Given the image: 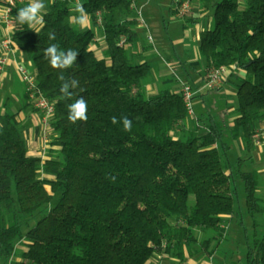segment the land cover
<instances>
[{"label": "trees", "instance_id": "1", "mask_svg": "<svg viewBox=\"0 0 264 264\" xmlns=\"http://www.w3.org/2000/svg\"><path fill=\"white\" fill-rule=\"evenodd\" d=\"M134 1L80 2L103 34V56L92 48L94 28L70 23L72 0H46L43 28L16 23L29 0L12 5L13 44L31 62L54 110L39 155L28 153L18 117L31 107L27 93L19 111L0 112V264L12 258L19 264H146L154 254L179 262L209 258L230 219L243 227L244 264H264V198L258 196L264 177L258 168L243 169L253 165L257 124L264 120V0H203L214 18L212 28L199 32L204 77L229 68L224 81L235 87L237 105L222 120L201 113L197 126L175 72L159 76L169 86L148 94L157 66L143 54L150 46L133 48L139 40L136 18L129 17ZM51 44L78 51L74 64L51 68L43 55ZM60 74L78 81L70 96L60 92ZM80 97L88 119L72 123L67 109ZM125 116L130 131L119 122ZM234 140L246 154L236 165L228 156Z\"/></svg>", "mask_w": 264, "mask_h": 264}, {"label": "crops", "instance_id": "2", "mask_svg": "<svg viewBox=\"0 0 264 264\" xmlns=\"http://www.w3.org/2000/svg\"><path fill=\"white\" fill-rule=\"evenodd\" d=\"M82 0H80L81 2ZM192 5V13L189 16H180L173 6V0H135V8L131 10L130 18L135 17L136 8L142 10V15L145 18V24L141 25L135 22V29L138 32V43L133 48L138 50L144 46H150V50L143 52L150 61H153L157 66L156 71L153 72L150 82L147 84V91L156 92V81L159 76L171 75L175 72L182 81H191L194 86L199 87L196 92H203L199 95L202 103L207 96L204 92L202 84L204 82L205 67L198 69L200 64L198 58V43L199 32L203 29H210L214 26V18L212 11L203 10V0H190ZM75 2L73 3V6ZM189 19H191L189 21ZM96 35L92 43V48L99 56H103L105 49V41L103 34L97 29ZM176 35L172 37V34ZM150 33L153 37V42L148 41L147 34ZM5 34V29L0 24V38ZM197 43V45H196ZM16 56L22 59L25 63L29 62L26 56L17 51ZM177 68H180L179 70ZM229 74V71H228ZM227 74V75H228ZM19 77L15 69L13 59H10L3 72L0 73V112L8 109L9 104L14 99L18 101L21 98L22 104L14 106L13 112L19 111L24 103V96L27 93L26 89L23 92L18 89L16 84V77ZM21 79V78H20ZM170 80H164L163 83ZM211 91H219L221 98H223L226 109L225 112L233 110L235 105L236 89L233 84L224 81L219 87ZM210 92V91H208ZM150 93V94H152ZM28 95V94H27ZM29 99V98H28ZM30 102V100H28ZM31 104V102H30ZM29 112L32 113L34 122L36 123L39 131H34L27 123V119L31 117ZM19 120L22 122L24 138L30 155L44 154L46 144H43V131L40 121V115L37 110L33 109L31 104L30 108L23 109L19 113ZM257 138L256 146L252 152L253 165H256L258 172L264 177V161L262 160L264 154V120L257 124ZM238 147L241 152H244L240 140H238ZM231 220L227 224V229L231 228ZM251 223L249 218L245 219V224ZM19 254L20 250L16 249ZM213 255L209 258L203 255H196L188 257L184 261L189 264H212L211 260ZM16 261L20 257H15ZM179 260L154 254L146 264H178ZM220 264H235L234 261L221 262Z\"/></svg>", "mask_w": 264, "mask_h": 264}, {"label": "built area", "instance_id": "3", "mask_svg": "<svg viewBox=\"0 0 264 264\" xmlns=\"http://www.w3.org/2000/svg\"><path fill=\"white\" fill-rule=\"evenodd\" d=\"M21 1L27 0H4V2L0 4V24H2L5 29V34L0 38V73L5 70L8 61L10 59H13L15 69L18 72L21 80L26 85L28 98L32 106L38 111L40 115V121L43 131L42 140L45 146L48 141V120L53 113L54 106L52 102L48 98H46L38 88L34 72L29 70L25 66V62L16 56L18 50L12 41V31L15 28V20L12 15V5H14L16 2ZM173 6L180 16H187L192 13V5L190 0H173ZM131 8H135L134 3L131 5ZM135 18L137 23L141 25L145 24V19L140 8H136ZM147 39L148 41L153 42V37L150 33L147 34ZM123 41L124 37H121L119 44H122ZM228 71L229 68L227 67H222L219 69L214 68L209 70L204 77V84L202 85V88L215 89L219 87L223 83L225 76L228 74ZM181 92L184 96V99L186 100L188 114L194 122V125L197 126V117L194 116V111L192 109V99L196 91L193 90L187 82L182 81ZM178 264L189 263L183 261L179 262Z\"/></svg>", "mask_w": 264, "mask_h": 264}, {"label": "rangeland", "instance_id": "4", "mask_svg": "<svg viewBox=\"0 0 264 264\" xmlns=\"http://www.w3.org/2000/svg\"><path fill=\"white\" fill-rule=\"evenodd\" d=\"M72 1H73V3L76 2V0H72ZM43 3L46 6V0H43ZM73 7L74 6L71 5V8H73ZM73 15H76V14L73 13ZM78 27L80 29L88 28V27L81 28L80 26H78ZM90 27L94 28V30H97V28H95L92 25L91 21H90ZM175 35L176 34L173 33L172 37H174ZM196 45H197V43H196ZM198 58L200 59V64L197 66V68L202 69L204 67L203 61L199 57V55H198ZM108 63H109V61H108ZM25 66L29 70L33 71V67H32V64L30 61L28 63L26 62ZM177 69L179 70L180 68H177ZM156 83H157L156 84V86H157L156 91H158L159 89L164 88L166 86H169V84L161 83L160 78H158ZM16 84H17L18 89H20L21 92H23L24 89H26L25 83L18 76L16 77ZM147 92H148V94L152 93L149 91H147ZM220 94L221 93L219 91H211L210 90V92H207V96L204 99V103H202L200 96L194 97L192 99V109L194 111V116L197 117L201 113H205V112L210 111L211 113H213L217 117L218 120H222V118H223L222 113L225 112L226 104H225L223 98H221ZM15 103H17V106L21 105L22 104L21 98L18 99V101L13 99L8 106V110L13 111V104H14V106H16ZM236 105H237V97H235V105L234 106H236ZM29 115H31V117H29L26 121H27L28 125H30V127L33 128L34 131H36L37 126H36V123L34 122L33 115L31 112H29ZM229 115H230V113H227L226 117H228ZM226 122H227V119H226ZM37 131H39V127H38ZM22 133L24 135L23 129H22ZM232 143H233L232 147L228 151V156H229L231 162L234 165H236L235 162H236L237 158L239 156L246 157V154H245V152L240 151V149L238 147V141L237 140H234ZM243 169L244 170H252V169L257 170V167H256V165H252L251 163H246L243 166ZM240 193L241 194L243 193L242 190ZM258 196L261 198H264L263 180H262L261 186L258 190ZM46 211L47 210L43 209L41 212H38L37 216L31 220L30 225L31 226L34 225L36 223V221L41 216H43V214L46 213ZM250 224L251 223L248 222V224H246V226L249 227L250 230H252V226ZM23 230L25 231L26 228H23ZM17 249H19L21 251V248H17ZM246 250H247V245L245 242L243 227L240 226L238 223L233 222L231 224V228L227 230L225 236L217 242V245L215 247V251H214L213 258H212L211 262H212V264H220L223 261H225V262L234 261L235 264H244L245 263L244 255L246 253ZM7 264H19V263H16L14 261V259L12 258V260L8 261Z\"/></svg>", "mask_w": 264, "mask_h": 264}, {"label": "clouds", "instance_id": "5", "mask_svg": "<svg viewBox=\"0 0 264 264\" xmlns=\"http://www.w3.org/2000/svg\"><path fill=\"white\" fill-rule=\"evenodd\" d=\"M45 4L43 0H29L28 4L24 7H21L16 12V23L19 25L28 24L30 28H33L35 25H39L40 28L44 26V12ZM73 15L69 17L70 23L78 25L81 28L90 27V16L85 11L84 6L80 3V0H76L74 7L71 9ZM48 38L50 40H55V33L50 32ZM78 51L68 49L67 51H60L56 44L49 45L46 49L43 50V55L48 59V63L53 69H66L71 67L76 61ZM58 79L61 80L62 86L60 92L64 96H70L69 88H75L78 85V81L75 79L65 81L63 74L58 76ZM88 105L86 100L83 97L76 99L73 103L68 106L67 109V119L75 123L76 121H86ZM118 122L115 116L111 117V123L116 124ZM120 123L123 125L125 131H130L132 122L129 118L121 117ZM113 179H115L113 177Z\"/></svg>", "mask_w": 264, "mask_h": 264}]
</instances>
